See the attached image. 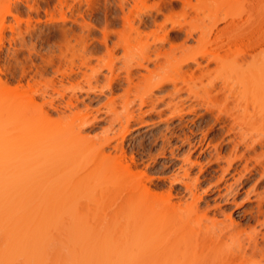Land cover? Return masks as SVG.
Segmentation results:
<instances>
[{
  "label": "rangeland",
  "instance_id": "obj_1",
  "mask_svg": "<svg viewBox=\"0 0 264 264\" xmlns=\"http://www.w3.org/2000/svg\"><path fill=\"white\" fill-rule=\"evenodd\" d=\"M260 1H0L1 87L20 98L12 107L22 98L34 121L47 113L32 126L40 136L77 129L87 136L90 146L73 156L81 163L66 166L86 181L77 190L78 211L97 232L93 248L113 238L119 246L124 237L131 241V226H124L139 228L153 214L147 218L156 229L146 231L145 220L141 229L150 236L140 231L133 239L137 252L157 253L155 262L174 251L184 254L182 264H264L252 249L264 231V105L255 104L264 100V87L249 93L247 107L217 92L224 78L264 61V34L254 57L255 34L240 30L264 31ZM216 20L220 40H243L208 61L214 44L200 30ZM155 45L166 57L152 64ZM241 53L244 62L235 59ZM142 57L150 59L147 69L136 66ZM238 129L250 144L263 139L261 145L235 146ZM99 147L108 161L89 157Z\"/></svg>",
  "mask_w": 264,
  "mask_h": 264
},
{
  "label": "bare ground",
  "instance_id": "obj_2",
  "mask_svg": "<svg viewBox=\"0 0 264 264\" xmlns=\"http://www.w3.org/2000/svg\"><path fill=\"white\" fill-rule=\"evenodd\" d=\"M222 30L223 28L219 26L218 20L214 21L207 30H200V38L214 44L213 51L211 52L213 57L209 58L208 61L220 58L221 51H230L233 42L243 40L242 36H227L220 40L218 33ZM240 30L243 32L247 30L250 34H255L254 43L259 48V52L250 55L254 57L259 55L263 50L259 32L264 34V31L259 28L250 27L240 28ZM213 35L215 37L210 41L209 36ZM154 47L155 58L151 59V63L156 62L157 57H166L164 52L159 51L158 46L155 45ZM205 54L203 53L202 56H206ZM235 59L244 62L246 60L245 54L241 53L240 56L235 55ZM144 60L146 62L147 60L150 61L148 57H142L136 62V66L147 69L145 68L146 63H144ZM192 60L196 63V68L200 71L202 77L203 69L201 68L200 62L196 59ZM184 73H187L186 69ZM129 74L130 70L127 71V78H129ZM188 74H190L189 78H193L192 72H188ZM172 83L173 87H175L174 82ZM263 87L264 61H261L251 68H246L233 76L224 78L217 92L226 95L227 91V96L233 99L237 105L243 104L247 107L249 93L257 89H262ZM14 92V90L12 92L6 86L1 87L0 80V264H182L184 261L183 253H175L174 251L166 252L165 255L162 253V259L160 258L155 262L156 252V254L154 252L150 254L144 248V250L142 249V251L139 250L137 252L138 250L134 243L135 239L133 238H135L137 233L142 232L141 226L145 220L147 222L145 223L147 224L145 230L152 229L154 224L150 221L153 214H149L151 217L150 220L147 218L149 217L147 215L143 222L140 221L141 226L139 228L136 226L137 222H133L134 225H128V227L127 225L124 226L128 228L127 231L129 232L132 229L131 235L133 237H130L132 239L131 241L129 238L125 241L126 237H124L125 239L122 238L124 243L120 241L122 245L119 246L116 238H113V240L110 239V242L107 241L108 244L104 239L105 237H103L105 243L100 238L98 242L104 244H98V248L95 249L97 242L93 239L92 236L94 235L92 234H96L97 232H92V229L89 230L90 227H88L87 223L88 216L82 215L80 214V210L78 211L80 204L78 202L80 201H78L77 195L79 196L82 192L79 194L77 190L79 189V192L83 191L81 190L82 185L86 181L83 179V176L79 177V173L75 171L78 169L77 167L75 170H72L71 167V165L73 166V162L75 163L81 159V157L76 158L77 160L74 159L77 157V153H79V150H75L78 148L82 150L83 146L85 148V144L88 141L86 134H83L81 129H77V131H72L69 134L70 136H61L64 139H60L61 137L58 138L60 135L57 134V137L51 135L53 138H50V134H48L49 136L44 135L46 132L42 134L44 137H41L42 135L40 136L39 134L41 131L36 130L38 132L37 134L35 133L36 131L33 132L35 128L32 126L40 120L34 121L33 117L35 115L31 117V105L29 110L28 104L24 105L26 101L24 102L21 98L23 106L19 102L18 104L16 102L14 103L15 106L12 107V102L20 99L19 97H16L17 99L14 97ZM257 101L255 104L260 106L264 105L263 99ZM32 102L33 100L31 104H33ZM42 116L40 118L38 117L41 119L40 122L46 119L48 115L47 113H43ZM231 129L234 130L233 127ZM242 131L238 129V131L233 132L235 137H240V141L238 140L235 146L242 144L247 150L252 148L254 143L261 145V141L264 138L256 142H251L250 144L244 139L245 133ZM87 145L90 146L88 143ZM105 152L103 147H99L98 149H93L88 155L92 157V160L96 157L95 160L99 159L103 163V161H108L110 156V153ZM71 157L72 160L70 159ZM95 160L93 161L95 162ZM67 162L71 164H68V168L66 166ZM238 162L240 161L238 160ZM78 165L79 163L76 164V166ZM118 166L119 164L116 163L114 168ZM86 176H88V173ZM260 177L264 178L263 172L260 174ZM82 180L84 181L82 182ZM144 187L145 185L142 188L144 189ZM186 187L190 190L189 185H186ZM154 214L156 215V213ZM149 223L153 225L150 227ZM259 225L264 227V220ZM129 226H131L130 230ZM125 228L124 231H126ZM142 228L144 229L143 226ZM154 229L156 228L154 227ZM145 230L143 231L146 235L147 232ZM144 232H142V235H144ZM156 232L158 230L154 231V237L158 234ZM150 233L153 232L151 231ZM147 235L150 236L149 232ZM260 239L261 242L256 241L252 249L258 251L261 256H264V231L261 232ZM92 243L96 245L92 246ZM110 243L113 244L110 245ZM91 246L95 248L92 249ZM241 253L244 256L243 251ZM241 253L238 256H241Z\"/></svg>",
  "mask_w": 264,
  "mask_h": 264
}]
</instances>
